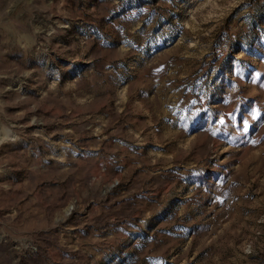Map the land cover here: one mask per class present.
<instances>
[{"label": "rangeland", "instance_id": "obj_1", "mask_svg": "<svg viewBox=\"0 0 264 264\" xmlns=\"http://www.w3.org/2000/svg\"><path fill=\"white\" fill-rule=\"evenodd\" d=\"M0 264H264V0H0Z\"/></svg>", "mask_w": 264, "mask_h": 264}]
</instances>
